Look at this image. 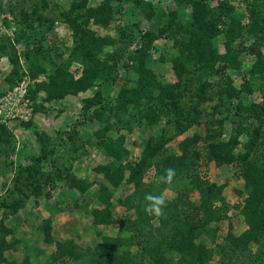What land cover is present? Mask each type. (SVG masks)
<instances>
[{"label": "trees", "instance_id": "16d2710c", "mask_svg": "<svg viewBox=\"0 0 264 264\" xmlns=\"http://www.w3.org/2000/svg\"><path fill=\"white\" fill-rule=\"evenodd\" d=\"M129 1L100 0L95 7H88L86 0L72 2L66 12L59 14L71 36L70 48L64 50L68 57L66 63L60 60L55 64L50 60L48 65L51 68L45 81L27 85L28 98L34 101L37 94L42 93L43 103L58 101L68 95L77 96L94 85L99 86L98 91L81 99L80 107L88 121L101 126L92 132V137L106 159L104 164L92 168L105 185H96L94 197L97 204L89 208L87 214L94 227H118L114 236L96 232L97 242L91 247H81L71 239L54 241L50 235V220L44 219L40 226L42 243L53 244L47 264H212L214 260H218L217 264H225L223 258L244 254L251 264H264V132L261 131L264 126V91L260 102L244 104L240 96L248 95L251 89L249 86L234 88L226 74L227 70H240L241 55L245 53L253 58L246 75L249 78L263 77L264 0H243L240 13H233L232 5L223 1L210 9L204 0H171L177 7L189 8V18L183 23L171 12L159 30L160 35L168 32L167 36L173 38V45L177 47V54L169 60L174 75L172 82H165L147 67L149 44L146 42L128 51V45L122 40L130 41L131 35L123 29L119 31V40L106 35L96 36L89 29V23L107 27L115 12L112 4ZM145 4L142 14L149 18L153 14L152 7ZM31 13L35 14L34 10ZM20 14V23L25 29H32V24L27 23L28 15L25 12ZM35 20L38 26L44 25L47 32L51 31L53 18L35 16ZM19 35L24 37V32ZM149 37L154 36L150 34ZM218 38L221 39V53L215 49ZM4 48L5 43L0 40V50ZM32 55L27 67L30 80L46 72L38 44ZM69 61L78 63L79 68L73 72L79 71L78 76L68 72ZM119 70L133 71L135 79L130 87L122 85ZM213 77H217L222 85L220 92L213 91L211 82H208V78ZM194 83L195 87L190 90ZM111 86L116 87V92L108 101L100 94L110 90ZM187 93L190 101L184 108L180 101ZM215 93L218 101L208 113L210 122L207 124L208 130L209 126L215 129L206 131L203 136L192 133L177 143L176 152L163 150L168 138L162 134L149 137L140 146L138 157L131 159L130 151L124 146L125 136L120 131L130 133L136 127L150 128L163 118L165 124H172L173 135H179L196 123L199 104ZM219 106L223 107L221 111ZM31 107L33 111L38 109L35 104ZM249 118L257 122L250 132L244 124ZM224 123L231 128L227 140L221 142L215 139ZM109 131L117 138H111L107 134ZM34 136L38 151L37 156L30 158L31 162L54 167L47 159L52 153L47 148L49 138L36 132ZM241 136L247 138L245 150L234 155L232 149L240 144ZM9 138L10 135L0 128V157L7 158L13 152ZM208 163L215 167L233 163L234 167L238 166V176L242 180V192L236 190V193L243 195L239 211L245 229L233 235L228 225L219 242H216L217 224L226 218L227 205L221 186L205 180L200 172V168ZM168 168L175 169L176 175L171 183H161L158 177ZM31 171L30 165H20L15 170L9 193L15 191L17 198L0 203V207L10 214L23 207L28 198L26 190L38 196L40 183L51 187L53 179L63 181L68 199L72 200L68 203V211L80 207L83 195L88 196L95 185L75 176L69 168L61 170L58 166L54 172H46L27 183L24 175ZM147 173L152 174V181L145 183L143 179ZM124 184H131L132 190L116 199V205L124 211L121 219L113 214L112 198L113 190ZM161 193L168 198L164 215H146L142 207L144 196ZM89 201L90 196L86 197L82 207L86 209ZM11 233V229L0 222V264H37L44 254L38 248L20 261L6 258V252L18 248L17 240H6ZM250 245L255 247L253 255Z\"/></svg>", "mask_w": 264, "mask_h": 264}, {"label": "rangeland", "instance_id": "374dc122", "mask_svg": "<svg viewBox=\"0 0 264 264\" xmlns=\"http://www.w3.org/2000/svg\"><path fill=\"white\" fill-rule=\"evenodd\" d=\"M77 1L79 0H0V40L2 43H5V48L0 50V98L22 80H28L32 83L45 81L46 74L51 68L48 65L49 61L53 60L57 64L60 60L65 61L68 58L66 56L67 51L64 52V50L69 49L71 45L70 31L60 20L59 14L66 12L71 3ZM86 1L88 7H95L100 2V0ZM222 1L232 5L233 13L242 12V8L244 7L243 0H204L210 9L215 8L216 4ZM144 2L152 7L151 12L153 14L149 18L142 14ZM112 6L115 12L108 26L102 28L89 23V29L96 36L106 35L116 40L120 39L119 31L123 29L131 35L130 41L126 39L122 40L123 43L128 45V51H132L142 44V42H146L149 44L147 67L154 71L160 79L165 82H172L174 75L169 60L177 54V47L173 45V38L167 36L168 32L161 33L160 35L159 30H161L167 14L171 12H174L175 18L183 23L189 18V8L183 6L177 7L171 0H140L139 2L130 0L126 4L115 3ZM32 10H34L35 14L31 13ZM21 12H25L28 15L29 20L27 23L32 24V29H25L22 23H20ZM35 16L53 18L54 23L51 31L47 32L44 29V25L38 26ZM21 31L24 32V37L19 35ZM150 34L154 36L152 39L149 37ZM37 44L41 48V55L44 56L46 72L30 80L27 67L33 57L32 51ZM245 44L247 43L245 42ZM215 49L219 53L222 52L220 38L215 42ZM60 52L62 54L59 56ZM261 52L264 58V48L261 49ZM241 61V67L238 72L227 70L226 74L232 81L231 84L234 88L249 86L251 89L248 95L241 94L242 103L260 102L262 92L264 91V74L262 78H249L246 75V71L253 62V58L243 53ZM67 65L68 72L71 74L79 68L78 63L74 61H69ZM78 74L79 71L73 75L76 77ZM118 74L121 76L120 79L124 87H130L134 82L135 75L131 70H119ZM208 82H211L213 91L220 92L222 85L217 81V77L208 78ZM194 85L196 84L191 85L190 90L195 87ZM98 90L99 86L94 85L77 96L68 95L61 100L50 103H43L41 101L43 98L42 93L37 94L34 101H31L26 93L25 101L19 103L21 106L18 104L16 107L9 105L5 110L1 111L0 128H3L10 135L9 145L13 147V152L7 158L3 155L0 157V203L17 198L15 191L11 194L9 192L12 189L11 180L15 176V170L20 165H30L32 167V171L24 175L27 183L34 178L44 175L46 172H54V168L58 166L61 170L69 168L75 176L92 180L95 185L101 184L97 180L102 179V177L92 172L94 166L102 165L106 162V159L95 146V139L92 137V132L101 128V126L97 122L88 121L86 115H83L80 111L81 99L89 97ZM106 91L108 94L105 93ZM105 92L103 91L100 96L110 101L114 98L116 87L111 86L110 90L107 89ZM188 98V93L181 98L180 102L184 108L190 101ZM217 101L215 93L200 103L199 116L196 119V123L179 135H173L172 124H165L163 118L150 128L142 129L136 127L130 133L120 131L125 136L124 146L130 151L131 159L138 157L140 146L149 137H157L159 134H162L168 138V141L163 146V150L176 152L177 143L188 138L192 133L203 136L206 131L210 132V129H215L213 126H209L208 130L207 124L210 122L208 113L211 107L217 104ZM31 104L38 106V109L33 111ZM222 109L223 107L219 110L221 111ZM2 112H5V115H2ZM22 124L28 125L23 126ZM244 124L248 126L250 132L256 127L257 122L249 118L245 120ZM230 128L231 126L228 123H224L222 131H220L215 140L225 142L230 133ZM261 131L264 132V126H262ZM34 132L36 134H43L49 138L47 148L52 150V153L47 156V159L53 163L54 167L49 166L47 163L31 162L30 158L37 156L38 151ZM107 134L111 138H117V135L112 131H109ZM246 140L245 136L239 138L240 144L232 149L234 155L242 153L245 150ZM238 170V166L234 167L233 163L220 167H215L213 163H208L200 168V172L203 174L205 180L221 186V193L227 205L226 218L217 224L216 242H219L225 234L228 225L231 227L233 235H238L245 229V224L239 211L243 203V195L236 193V190L242 192V180L238 176ZM151 177L152 174L147 173L144 176V182L148 183ZM51 184L50 187V184L43 185L40 183V192L37 197L36 195H32L30 190H26L28 198L25 200L23 207L15 214H10L9 211H5L0 207V222L12 231L11 235L6 237V240L10 241L14 239L18 241L16 251L6 252L5 256L7 259L20 261L25 255H31L33 249L38 248L44 254L38 259L37 264H47V257L53 251V246L42 243L40 226L48 215L43 216L42 214V218L36 217V215L42 210L46 213L48 202L49 204L52 203L50 201L51 194L56 190H63L65 188L64 182L60 179H53ZM131 190V184H124L122 187L113 190V208H118L116 218L122 219L124 214L123 209L116 205V199L123 198ZM69 201L72 202V200ZM70 212L68 211V213ZM254 252L255 247L250 245V253L253 255ZM249 261L250 259L246 258V254L238 257L223 258L225 264H251ZM214 262L217 264L218 260L217 262L214 260L212 264Z\"/></svg>", "mask_w": 264, "mask_h": 264}, {"label": "crops", "instance_id": "0c3cea01", "mask_svg": "<svg viewBox=\"0 0 264 264\" xmlns=\"http://www.w3.org/2000/svg\"><path fill=\"white\" fill-rule=\"evenodd\" d=\"M97 181L105 185L103 179ZM95 189L96 185H94L88 192V196H90L91 201L94 199V201H92L93 203L89 201V205L86 209L82 207L86 202V197H88L83 195V198L79 201L80 207L71 210L70 213H68V203L70 202V199H68V191L66 190V187L63 190H56L51 194L50 201H52V203L49 204L48 202L46 207L47 212L45 213L44 210L41 212L39 211L36 217L42 218L44 215H48L44 219L49 218L50 220V235L54 241L62 242L65 239H71L81 247H91L98 240L96 232L107 236H114L116 234V225H109L104 228L94 227L92 225L91 219L87 214V210L89 208L96 207L97 203L95 197L93 196L92 198V195L95 194ZM117 209V207L113 209L115 217ZM105 232L108 234H105Z\"/></svg>", "mask_w": 264, "mask_h": 264}, {"label": "clouds", "instance_id": "9594fccd", "mask_svg": "<svg viewBox=\"0 0 264 264\" xmlns=\"http://www.w3.org/2000/svg\"><path fill=\"white\" fill-rule=\"evenodd\" d=\"M176 175L175 169H165L164 174L159 176L158 179L161 183L169 184L172 182ZM168 198L164 194L153 195L146 194L144 196V204L142 205L143 211L146 215L154 217H162L164 209L167 207Z\"/></svg>", "mask_w": 264, "mask_h": 264}, {"label": "built area", "instance_id": "2783aa9c", "mask_svg": "<svg viewBox=\"0 0 264 264\" xmlns=\"http://www.w3.org/2000/svg\"><path fill=\"white\" fill-rule=\"evenodd\" d=\"M32 82L22 80L18 84H16L14 87L10 88L6 94L0 98V113L1 111L5 110L6 107L9 105H12L13 107H16L17 104L21 106L19 103L25 101V96L27 93V85L31 84ZM1 115V114H0ZM2 115H5V112H2Z\"/></svg>", "mask_w": 264, "mask_h": 264}]
</instances>
